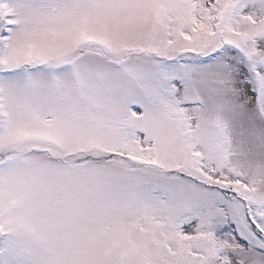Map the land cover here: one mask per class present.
Listing matches in <instances>:
<instances>
[{"label":"rangeland","instance_id":"rangeland-1","mask_svg":"<svg viewBox=\"0 0 264 264\" xmlns=\"http://www.w3.org/2000/svg\"><path fill=\"white\" fill-rule=\"evenodd\" d=\"M3 4L0 264H264V0Z\"/></svg>","mask_w":264,"mask_h":264},{"label":"flooded vegetation","instance_id":"flooded-vegetation-1","mask_svg":"<svg viewBox=\"0 0 264 264\" xmlns=\"http://www.w3.org/2000/svg\"><path fill=\"white\" fill-rule=\"evenodd\" d=\"M4 1L5 0H0V65L2 63L1 60H2V57L4 55L5 48L7 46V36L10 33L9 24H8V17H7V14H5V8L3 7ZM0 115H1V119H3L5 117L4 116V109H3L1 104H0ZM0 158H1V156H0ZM2 241H1V243H2ZM0 247H1V244H0Z\"/></svg>","mask_w":264,"mask_h":264},{"label":"water","instance_id":"water-1","mask_svg":"<svg viewBox=\"0 0 264 264\" xmlns=\"http://www.w3.org/2000/svg\"><path fill=\"white\" fill-rule=\"evenodd\" d=\"M1 240H2V231L0 229V242H1Z\"/></svg>","mask_w":264,"mask_h":264},{"label":"bare ground","instance_id":"bare-ground-1","mask_svg":"<svg viewBox=\"0 0 264 264\" xmlns=\"http://www.w3.org/2000/svg\"><path fill=\"white\" fill-rule=\"evenodd\" d=\"M148 148H150V147H148Z\"/></svg>","mask_w":264,"mask_h":264}]
</instances>
